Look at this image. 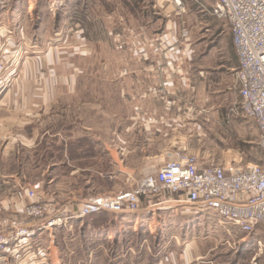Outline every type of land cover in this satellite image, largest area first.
I'll return each mask as SVG.
<instances>
[{
    "label": "rangeland",
    "instance_id": "rangeland-1",
    "mask_svg": "<svg viewBox=\"0 0 264 264\" xmlns=\"http://www.w3.org/2000/svg\"><path fill=\"white\" fill-rule=\"evenodd\" d=\"M50 1L53 0H31L32 7H29V0H5L3 9L7 12L17 10L21 19H25L23 23L25 32L31 34L37 30V25L34 23L37 24L40 19L49 17L47 4ZM54 1L59 5L62 0ZM73 1L86 5L87 11L101 18H95L94 22L90 19L85 25L86 38L82 42L85 50L78 52L85 56L84 72L78 79L76 75L65 72L67 70L65 65L69 62L76 64L77 50L82 48L78 45L74 33L77 24L69 25L68 33L71 37L74 36V39L64 41L62 45L69 49V52L58 59V61L61 60L59 64L62 68L60 75L63 85H72L73 90L70 94L75 98L73 100H77L78 91V100H104L106 103L101 106L100 121L92 122L89 118L92 109L88 106L83 121L68 123L58 114L40 122L42 131L47 133L41 139L38 152H20L21 160L26 163L23 175L31 184L36 185L32 190L47 193V199L55 201L58 207L62 204L75 206L78 203L77 200L86 199L94 194L130 189L147 174L156 172L179 152L195 155L204 166L227 162L232 167H241L263 159V153L258 144L260 133L255 121L237 113L234 103L220 101L238 100L232 81L233 74L223 75L225 78L223 81L218 79V76L227 68L225 60L229 58L228 50L232 41L230 32L226 30L225 38L228 42L226 41L225 54H222L221 47L219 48L218 31L209 29V26H213L212 20L216 18L211 16L208 10H202L193 0H181L182 6L176 5L174 0ZM199 2L210 3L202 0ZM107 17L116 19L115 23L118 27L114 31L118 34L115 42L116 52L109 50V40L102 41L103 37L98 40L92 32L93 27L98 26L97 21L106 22L107 29L109 22ZM131 21L154 26V29L158 28L159 34L166 35L173 31V45L166 46V49L172 48L174 51L171 57L164 58L163 65L172 60L176 70L183 73L188 71L190 75L188 87L191 90L189 102L177 100L179 105L177 103L173 105L174 115L180 114L179 120L174 121V124L165 120L168 113L166 110L163 120L149 119L147 121L141 114L140 100H130L129 95L125 93L123 32L126 30V23L129 25ZM51 24H46V27L50 28ZM3 27L6 44L7 41L12 40V30L7 21ZM183 27L189 30L187 37L182 35ZM48 33L51 34L50 31ZM99 41L105 45L91 55V46L95 43L99 44ZM136 46H139V42ZM24 55L32 54L27 51ZM57 64L55 62L53 66ZM134 64L139 65V60ZM177 84L180 87L186 85L179 79ZM110 85H115L116 88L109 89ZM62 94L64 95L65 92L62 91ZM138 95L139 93L134 94V96ZM174 96H179V93L176 92ZM59 100L71 99L68 96H62ZM111 100L117 103V117L111 115L109 119L108 110ZM185 112L191 115L184 120L182 117ZM68 129L76 134L82 132V135L66 139ZM77 129L84 131H76ZM93 130H98L100 134L97 132L94 137L90 136L89 132ZM109 130H111V136L108 137ZM52 133L60 136L51 138L49 135ZM97 139L104 143L101 147L97 146ZM47 143L53 146L46 147ZM109 143L111 151L107 152L103 148ZM2 217L8 216H0ZM105 219L98 222L107 226L109 233L104 230L106 234L101 231L97 233V236L102 237V242L118 238L122 252L124 246L130 247V255L126 257L127 264L156 260L161 255L160 248L153 247L157 245L158 229L172 221L170 217L167 219L168 222H161L157 226V216L153 217L146 209L133 213H111ZM234 233L235 237L244 235L238 229H234ZM94 234L88 230L82 219L74 223V232L71 237L61 228L52 229L51 232L45 229L37 230L33 246L48 251L45 247L52 242L57 249L60 264H68V259L71 264H109L99 251L104 252L102 254H109L112 251V254L114 249L110 252L105 248L98 249ZM260 234L261 229L256 228V231L245 239L248 244L241 246L237 251L221 246L222 251L217 250L216 253L217 264H220L221 260H223L222 264H264V255L258 256L255 261L252 260L254 244L252 242ZM162 235L164 237L160 239L166 240L165 238L168 239L171 234L167 231ZM57 237H60L63 249H60L59 245L56 246ZM84 245L88 247L85 248ZM23 251L17 255L19 259L0 258V264H30L33 258L32 253H22Z\"/></svg>",
    "mask_w": 264,
    "mask_h": 264
},
{
    "label": "crops",
    "instance_id": "crops-1",
    "mask_svg": "<svg viewBox=\"0 0 264 264\" xmlns=\"http://www.w3.org/2000/svg\"><path fill=\"white\" fill-rule=\"evenodd\" d=\"M193 1L198 3L202 10H208L207 3L199 2V0ZM30 2L31 0H29V4ZM4 3L5 0H0V60L4 62V69L0 74V216L18 218L29 225L32 221L35 223V220L26 219V217L22 216V212L24 205L33 200L27 196L28 191L34 189L36 185L35 183L31 184L23 175L26 163L21 160L20 152H38L41 139L47 133L42 131L40 122L58 114L66 119L68 123L83 121L85 119L86 107L88 106L92 109L91 117H89L92 122L95 120L100 121L102 115L101 106L106 101L78 100V91L76 94L77 100H73L75 98L70 94V91L73 90L72 85H63V79L60 75L62 68L59 64L61 60L58 61V59L68 54L69 49L62 44L70 38L74 39V36L71 37L69 35L68 28L69 25L76 23L77 29L74 33L78 45L82 48L77 50L75 56L76 64L69 62L68 65H65L67 68L65 72L68 71L76 75V79H78L84 72L85 56L78 54V52H84L85 50L82 45V42L86 38L85 25L90 19L94 22L97 18L101 17L93 16L87 11L86 5L80 2L62 0L57 5L53 0L47 4L49 17L40 19L37 24L34 23L37 25V30L29 34L24 30L23 23L25 19H21L20 14L15 9L11 12L4 10ZM29 7H32V4ZM107 18L109 19L107 29L105 28L106 22L97 21L96 25L98 26H94L92 32L98 40H101V37H103L102 41L109 40V50L116 52L117 45L115 42L118 36L114 32L118 28L115 23L116 19L114 17ZM6 21L11 26L12 38H10L12 40L7 41L5 44L3 24ZM133 22H129V25L126 23V30L123 32L125 93L129 95L130 100H140L141 114L145 116L144 118L147 121L149 119L163 120L165 110L168 111L166 121H171L172 123L178 121L180 114L174 115L173 105L176 103L179 105L177 100L189 102L191 90L188 87L190 82L188 71H185V74L183 71L176 70L172 60L167 61V64L163 65L165 62L164 58L171 57L174 51L172 48L166 49V46L173 45V31L168 32L166 35L164 33L159 34L158 28L154 29V26L147 23L143 25ZM50 23H52L51 27H46V24ZM211 23L213 26H209V29L213 28V30L218 31L219 48L221 47L220 51H222V54H225L226 41L228 42L225 35L226 30H229L220 20L215 19ZM222 39H224V42H222ZM111 42L113 43L110 44ZM137 42H139V46H136ZM104 45L100 41L99 44L95 43L92 45L91 55L95 54ZM27 51L32 55L25 56L24 54ZM228 53L229 58L225 60L227 68L218 76V79L223 81L225 79L223 75L228 73L233 74L232 77L234 78H232V81L234 82V89L237 91L239 100L238 84L234 74L238 62L232 44L229 47ZM15 55L18 58L17 62L8 66V59ZM138 60L139 65H135L134 63ZM55 62L58 64L53 66ZM178 79L186 85L180 87L177 84ZM108 88L115 89L116 86L110 85ZM77 89H79V86H77ZM62 91L65 92L64 95ZM176 92L179 93V96H174ZM136 93H139V95L134 96ZM62 96H68L71 100H59ZM238 100L220 101L236 103ZM182 103L180 104L182 105ZM109 106V119H111V115L116 118V101L111 100ZM183 114L182 118L184 120L188 119L191 115L189 112ZM174 116H177V118H174ZM76 131L84 130L77 129ZM97 132L100 134L98 130H93L89 133L90 136L94 137ZM81 133L76 134L73 130L69 131L68 129L66 130L65 137L66 139L77 138L82 135ZM110 133L111 130L108 132V137L111 136ZM49 136L55 138L60 135L52 133ZM96 141L98 147L104 144L98 139ZM52 146L51 144L49 146V143L46 144V147ZM103 149L110 152V143L104 146ZM108 193L114 194L116 192L110 191L101 194ZM181 197L175 194L169 195L164 205L146 209L153 217L157 216V226L161 222H168L167 219L170 217L172 221L171 223L168 222V224L162 225L158 229L157 245H153V247L160 248L161 255L154 261H145L140 264H217V250L222 251L221 246L228 249L222 244L228 235L219 227L217 223L218 216L215 212L211 210L205 212L194 211L192 206L180 201ZM140 210H145V208ZM38 230H41V228ZM105 231L109 233L107 230ZM167 231L171 234L170 237L168 239L165 238L166 240H161L160 238L164 237L162 234H165ZM98 232L100 231H93L95 233L93 237L98 242L97 248L100 250L105 248L109 252L114 249L112 254V251L109 253L111 255L107 253L102 254L104 252L99 251L105 257L104 259L109 264H127L126 257L130 255V250L128 249L130 247L124 246L121 258L117 260L113 256L117 253L116 249L120 248V240L115 237L112 240L109 239L102 242V237L97 236ZM95 240L93 239V241ZM160 244L162 245L160 246ZM56 246L58 247L57 243ZM84 246L85 248L88 247V245ZM45 248L49 250L51 264H60L55 245L51 242ZM222 263L223 260L220 261V264ZM68 264H71L69 259Z\"/></svg>",
    "mask_w": 264,
    "mask_h": 264
},
{
    "label": "built area",
    "instance_id": "built-area-1",
    "mask_svg": "<svg viewBox=\"0 0 264 264\" xmlns=\"http://www.w3.org/2000/svg\"><path fill=\"white\" fill-rule=\"evenodd\" d=\"M174 1L182 6L181 0ZM203 1H210L209 14L222 21L231 34L238 62L234 74L239 100L234 105L237 113L255 121L263 159L241 167H232L227 162L204 166L195 155L179 152L133 188L114 194H94L75 206L58 207L55 201L47 199V193L29 190L27 196L33 200L24 205L22 216L35 223L28 225L18 218H0V258L19 259L17 255L24 250L22 253L33 255L30 264H51L49 250L33 246L39 228L50 232L61 228L71 237L74 223L90 214L157 208L174 194L182 196L180 201L194 211L215 212L219 227L228 235L222 244L230 250L246 246L245 239L260 228L261 234L252 242V260L264 255V0ZM182 35L187 37L189 30L183 27ZM17 60L16 55L12 56L8 59L9 66ZM3 69L4 62L0 60V74ZM234 229L244 235L235 237Z\"/></svg>",
    "mask_w": 264,
    "mask_h": 264
},
{
    "label": "trees",
    "instance_id": "trees-1",
    "mask_svg": "<svg viewBox=\"0 0 264 264\" xmlns=\"http://www.w3.org/2000/svg\"><path fill=\"white\" fill-rule=\"evenodd\" d=\"M71 144H72V142H71ZM110 214L111 213L103 212V211L98 212V213H94V214H90V215H88V216L83 218L84 224L87 226L88 230L91 231V232H93V231H100L101 232V231L107 230L106 229L107 226L101 225L98 221L99 220H104L105 221L106 220L105 217L109 216ZM57 244L59 245L60 249H63L60 237H57ZM122 250L123 249L120 248V250L117 251V253L114 254L113 257H116L117 260L120 259L121 258V254H122Z\"/></svg>",
    "mask_w": 264,
    "mask_h": 264
}]
</instances>
